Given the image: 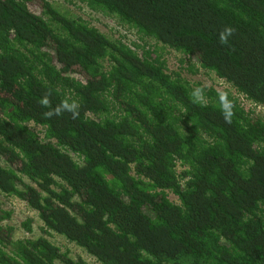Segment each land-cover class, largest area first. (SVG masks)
Wrapping results in <instances>:
<instances>
[{"label":"trees","instance_id":"obj_1","mask_svg":"<svg viewBox=\"0 0 264 264\" xmlns=\"http://www.w3.org/2000/svg\"><path fill=\"white\" fill-rule=\"evenodd\" d=\"M69 3L0 0V264H264V0Z\"/></svg>","mask_w":264,"mask_h":264},{"label":"rangeland","instance_id":"obj_2","mask_svg":"<svg viewBox=\"0 0 264 264\" xmlns=\"http://www.w3.org/2000/svg\"><path fill=\"white\" fill-rule=\"evenodd\" d=\"M69 1L70 0H59V2L61 3L60 5H63L65 3L64 5L66 6V8L70 11H73L74 9H76L75 8L76 6L74 5L75 2L73 1L74 3L70 4ZM83 13H84V17L85 18L89 17L90 21L94 20L93 17L96 16L95 14L94 15L90 14L89 10H86V9H84ZM106 22H110V21H106ZM111 26L116 27L117 29H120V27L116 23H113ZM98 27L106 32L105 28L102 27V24L98 25ZM120 31L123 34H126L122 29H120ZM128 38L130 39L129 36ZM176 62L177 61L175 59H169V64L172 69L176 68V66L173 65ZM210 84L213 85L212 82L210 83L208 82V85ZM216 84L218 85V83L216 82L214 86L217 88ZM243 107L245 108V110L249 111L251 106L249 103H246V101H243ZM170 200H174V198L171 196ZM0 208L3 210L12 212V216L10 220L6 222V224L13 229V233H12L13 240L36 238L39 236L38 231H39V227L41 226V224L38 221L35 212H32L28 208H26L23 202H20L15 198H7L6 196L0 194ZM28 219L32 221L31 232H26L22 226V224ZM51 241H53L63 251H65L66 248H69L68 253L74 261L78 262L81 260L83 264H94L91 258H89L86 254H84L81 250L77 249L73 245H68L63 240H51Z\"/></svg>","mask_w":264,"mask_h":264},{"label":"clouds","instance_id":"obj_3","mask_svg":"<svg viewBox=\"0 0 264 264\" xmlns=\"http://www.w3.org/2000/svg\"><path fill=\"white\" fill-rule=\"evenodd\" d=\"M233 29L231 27H225L222 32L219 34V39L222 43H226L228 41V37L232 35L233 33ZM192 96H193V101L194 102H200L203 100V91L200 88H196L193 92H192ZM44 104H47L48 101L45 98L43 101ZM227 107V106H226ZM61 109H57L55 114H59ZM53 113H49V115H52ZM228 115L230 116L231 113L228 112Z\"/></svg>","mask_w":264,"mask_h":264}]
</instances>
